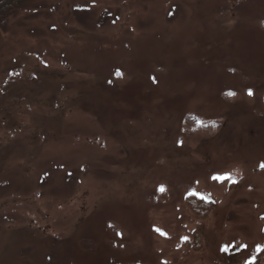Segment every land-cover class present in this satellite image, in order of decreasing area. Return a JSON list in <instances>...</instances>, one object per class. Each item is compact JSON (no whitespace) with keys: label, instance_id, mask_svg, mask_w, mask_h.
Segmentation results:
<instances>
[{"label":"rangeland","instance_id":"obj_1","mask_svg":"<svg viewBox=\"0 0 264 264\" xmlns=\"http://www.w3.org/2000/svg\"><path fill=\"white\" fill-rule=\"evenodd\" d=\"M261 165L264 0L0 16V264H264Z\"/></svg>","mask_w":264,"mask_h":264},{"label":"trees","instance_id":"obj_2","mask_svg":"<svg viewBox=\"0 0 264 264\" xmlns=\"http://www.w3.org/2000/svg\"><path fill=\"white\" fill-rule=\"evenodd\" d=\"M17 2L18 0H11V4H7L5 1L2 0L0 2V16L3 15V13L8 12V10L12 8L14 5H16Z\"/></svg>","mask_w":264,"mask_h":264},{"label":"snow or ice","instance_id":"obj_3","mask_svg":"<svg viewBox=\"0 0 264 264\" xmlns=\"http://www.w3.org/2000/svg\"><path fill=\"white\" fill-rule=\"evenodd\" d=\"M119 74V73H118ZM249 95H251V90H249ZM229 95H234V93H229ZM261 167H264V165H261ZM225 177L224 176H213V179H217V180H223ZM192 194V193H190ZM157 231H159V229H157ZM246 264H248V262H246Z\"/></svg>","mask_w":264,"mask_h":264}]
</instances>
